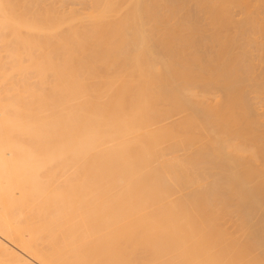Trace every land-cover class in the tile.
Masks as SVG:
<instances>
[{
	"label": "bare ground",
	"instance_id": "1",
	"mask_svg": "<svg viewBox=\"0 0 264 264\" xmlns=\"http://www.w3.org/2000/svg\"><path fill=\"white\" fill-rule=\"evenodd\" d=\"M262 70L264 0H0V264H264Z\"/></svg>",
	"mask_w": 264,
	"mask_h": 264
},
{
	"label": "rangeland",
	"instance_id": "2",
	"mask_svg": "<svg viewBox=\"0 0 264 264\" xmlns=\"http://www.w3.org/2000/svg\"><path fill=\"white\" fill-rule=\"evenodd\" d=\"M262 72H263V70H262ZM264 73V72H263ZM249 96V95H248ZM250 98H251V95L249 96ZM254 113H255V111H253ZM255 115V117L257 116V118H255V119H257L258 120V117H259V114H254ZM259 119H261L260 117H259ZM262 120V119H261ZM257 216H255L254 218H255V220H258L259 219V217L258 218H256ZM255 220H253V222L255 221Z\"/></svg>",
	"mask_w": 264,
	"mask_h": 264
}]
</instances>
